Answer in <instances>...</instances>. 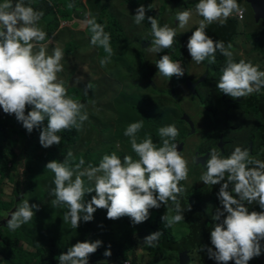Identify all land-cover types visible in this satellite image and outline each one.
I'll list each match as a JSON object with an SVG mask.
<instances>
[{
    "label": "clouds",
    "instance_id": "obj_1",
    "mask_svg": "<svg viewBox=\"0 0 264 264\" xmlns=\"http://www.w3.org/2000/svg\"><path fill=\"white\" fill-rule=\"evenodd\" d=\"M74 6L73 3L67 5L69 9ZM146 11L140 4L133 19L137 25L147 20L151 26L153 39L148 51L157 54L172 48L176 29L168 24L161 26L154 16L146 17ZM244 11L238 0H198L195 12L202 19L186 45L197 64L205 60L214 64L217 51L226 58L217 87L233 99L260 93L264 89V70L244 59L236 62L233 45L213 40L205 30L214 22L223 25L234 14L242 18ZM43 15L42 11L26 5L24 0H3L0 3V108L4 113L14 114L28 133L40 128L47 120V126L40 131L39 142L48 148L61 143L57 133L73 128L82 130L89 116L86 105L69 96L64 82L58 77L63 71V50L56 47L51 55L46 52L47 32L39 26ZM86 17L83 23L91 33V45L102 48L107 54L99 61L105 67L113 55L111 36L90 11ZM191 18V10L176 14L181 29ZM156 67L168 79L185 74L181 62L172 60L167 54L157 60ZM28 106L31 110L26 114ZM142 128L143 120L132 122L123 133L130 139L131 149L138 159L131 155L121 159L112 153L103 155L98 165L89 163L87 167H84L82 157L74 166L66 158L63 162L52 160L46 164V169L54 173L55 187L50 192L55 197L52 206H67L63 221H70L72 228L77 229L81 220L92 221L97 209H106L108 219L128 216L132 224H140L149 218L150 209H159L162 204L167 206L169 201L176 214L171 218L164 214L161 220L168 227L184 220L185 209L179 197L186 189L180 182L188 179L189 167L175 142L179 130L174 124L160 127L158 133L162 146L158 147L151 137L138 142L137 133ZM209 153L204 164L206 171L200 179L207 185H221L217 195L222 208H216L213 214L214 221H219L210 233L214 247L202 246L201 251L206 250L208 257L217 264H229V261L248 264L264 250L261 245L264 241V211H249L248 207L258 204L264 209V160L254 158L249 149L240 146H236L227 157L215 149ZM68 156L71 157L72 153L69 152ZM84 178L90 186L85 185ZM92 192L95 195L86 202L85 194ZM39 207L27 199L21 200L10 213L7 227L15 231L27 224L35 216L34 209L39 210ZM162 234L160 230L152 232L144 237V243L156 247ZM102 243L99 239L77 242L58 256L59 264H88L90 254L95 253ZM111 254L109 246L104 256L110 257Z\"/></svg>",
    "mask_w": 264,
    "mask_h": 264
},
{
    "label": "rangeland",
    "instance_id": "obj_2",
    "mask_svg": "<svg viewBox=\"0 0 264 264\" xmlns=\"http://www.w3.org/2000/svg\"><path fill=\"white\" fill-rule=\"evenodd\" d=\"M134 1V0H132ZM131 1V2H132ZM146 1H148L146 3ZM177 1V0H175ZM102 4H106L107 11L114 14V17L120 20L124 27L126 38L115 49L114 58L111 62L102 67L99 61V48L94 47L90 43L87 27L84 21L87 18L86 13H92L89 7L83 12V18L79 23L71 22L65 26L75 27L72 35L70 32L65 34V40L73 38L74 45L67 46L61 39L49 38L45 42L46 52L51 55L53 49L59 47L64 52V58L61 63L63 71L58 74L60 80L68 88H76L80 90L81 98L78 100L86 105L88 112V120L84 122L81 130V138L71 146L70 152L73 157L75 155L91 152L92 155L87 156L84 161L87 167L89 163L98 165L101 158L105 154L116 153L121 159L125 155H131L133 159H138L131 149L130 139L123 133L125 128L132 122L143 120V128L137 133L138 142L145 137H151L153 143L158 147L162 146V139L159 136L158 129L163 126L174 124L179 135L176 138L178 150L187 159L189 174L188 179L181 181L184 188L192 189L200 188V190L190 196L193 204L198 206L205 215L213 219L215 206L211 200V186L204 184L200 179L206 171L204 164L210 156V150L215 149L222 153H232L236 146L247 148L251 154H258L259 148L263 142L260 138V129L263 125L252 112L245 110V105L240 104L241 98L229 100L233 102L230 111H226L221 100V92L217 87L219 78L214 75L208 60L197 64L192 60L188 51L186 58L188 63L181 61L185 74L183 77L176 76L168 79L162 74L154 75V83L152 86L146 83L143 78L144 62L143 59L159 60L163 54L151 53L148 51L151 34V27H146L144 22L140 25L134 23V8L127 5V11L123 9L122 0H100ZM109 2V3H106ZM140 4L145 6L151 5L153 16L158 20L161 17V8L165 5L164 0H139ZM190 4V0H179L175 3V11L171 12L169 3L168 11L170 12V27H176V31L184 30L177 24V19L173 15L177 8H181L183 4ZM195 3H198L196 1ZM139 4V5H140ZM98 4L99 12L100 7ZM246 11L245 25L250 32L247 39L264 40V21L260 18H253V8L250 2L242 3ZM81 10V9H80ZM93 15V13H92ZM44 22H40L43 29ZM216 25L220 23L214 22ZM122 27V28H123ZM262 29V30H261ZM59 33V32H58ZM175 42L172 48L168 49V54L175 53ZM254 43V42H253ZM264 44L263 42H260ZM263 57H258L264 62V47L260 49ZM141 53V55H140ZM237 55V54H236ZM142 56V57H141ZM143 58V59H142ZM158 69V68H157ZM202 77L196 92V86L190 88L187 82L189 79ZM194 82V81H193ZM131 84V87L129 86ZM155 89V91L152 90ZM166 89V92L156 91ZM135 90V91H134ZM169 93V94H168ZM263 94V93H261ZM245 111V112H244ZM175 118H178V123ZM181 119V120H180ZM191 124V125H190ZM192 126V127H191ZM26 129L18 122L14 114L4 113L0 108V240L4 235H8L10 230L7 227V220L10 219V213L15 210V200L17 192L22 190V180L32 179V174L27 171L25 162L27 158H34L32 165H36L38 170L34 169L37 174L33 177L35 188L31 191L27 200L30 204H38L39 210H35V216L30 222L16 229V236L21 233V242L23 247L34 251L36 246L28 240L32 238L39 241L60 238L64 246L68 249L77 243L83 236V226L86 222L82 221L77 229L71 227L70 221H63L65 212L68 211L66 205L59 207L52 206V200L55 198L50 195L54 173L46 169V164L56 158L63 161L65 157L61 154L59 148L50 146L43 147L38 140L33 143L30 148L28 146ZM54 152V156H51ZM31 156V157H30ZM85 179V185L90 186ZM185 191L180 197L185 196ZM50 195L51 198L45 197ZM95 192L86 193L85 201H90ZM188 196V195H187ZM47 198L42 202L43 198ZM42 202V203H41ZM249 209L251 208L248 205ZM149 218L140 223L132 224L131 218L128 216L119 219H108L106 209H97L93 216L98 217V232L91 236V240H101V254L104 256L105 250L110 246L111 256L114 251L119 249L121 243H124L126 237H131V247L127 250L128 258L122 260L123 264H128L135 260L145 264H180L179 254L165 248L153 250L144 243V237L147 236L144 226L150 221L152 216L168 215L169 218L174 216L172 210L168 206L161 205L159 209H150ZM157 216V217H158ZM37 219V220H36ZM42 220V226L46 227L44 234H38V228L32 227V222ZM57 221L59 224L57 225ZM25 228H34V232L30 235ZM40 225H38L39 227ZM102 228V231H101ZM172 233L176 238H180L188 233L187 225L180 221L171 226ZM10 233V234H14ZM264 242V241H261ZM187 264H217L208 255H205L198 248H193L185 254ZM108 257H100L99 264H107ZM50 264H59L58 257L50 260ZM0 264H7L5 256L0 254ZM43 264H48L44 262ZM261 264H264V258Z\"/></svg>",
    "mask_w": 264,
    "mask_h": 264
},
{
    "label": "trees",
    "instance_id": "obj_3",
    "mask_svg": "<svg viewBox=\"0 0 264 264\" xmlns=\"http://www.w3.org/2000/svg\"><path fill=\"white\" fill-rule=\"evenodd\" d=\"M125 3L131 5V7L137 8L140 4L139 0H123ZM132 1V2H131ZM167 1H174V0H167ZM198 0H190L191 3H195ZM3 0H0V3H2ZM69 3H73L75 6L71 9L67 7ZM191 3L189 5H191ZM98 4L103 5L100 7L99 12L96 11L98 9ZM186 4V3H185ZM184 4V5H185ZM188 4V2H187ZM40 9H36L38 11H42L44 13L43 17L39 21L40 22L46 21L44 23L45 26H43V30L47 32V38H58L61 39L64 43L65 40V34L70 32H74L75 27L72 26H65L66 24L62 25V21L68 23V25L71 24V22H81L83 18V12L86 10V7H89L90 10L93 13V16L96 18L98 23H101L105 25V31L108 32L111 36V47L113 49V55L111 59L114 58V53L116 47L125 40V30L122 28L123 26L117 19V17H114L113 13H110L107 11L106 4H102L100 0H42V3L38 4ZM45 11H44V10ZM81 9V10H80ZM147 9V8H146ZM151 8L147 9L146 11V17L152 16ZM168 8H164L162 13V18L160 21V25L163 26L166 24V20L170 21L169 17H164L163 14H168L169 11ZM144 24L146 27H151L147 20L144 21ZM219 25H214V28H207L205 31L208 35V32H210L214 37H212L213 40H220L224 43H227L230 38L232 37L234 33V26L230 22V20H227L223 25H220L221 27H218ZM231 26V30L227 31V27ZM196 29V28H195ZM191 30L189 32H186L184 35L180 37V39L177 40L176 43V49L175 53L171 54V59H186L185 53L187 50V41L188 38L191 36L192 32L195 30ZM67 30V31H66ZM73 32H72V31ZM59 32V33H58ZM87 33L89 34V39L91 36L90 31L87 28ZM74 37L69 38L66 42L67 46H73L75 43L73 41ZM253 47L260 51L264 47L263 43H253ZM100 56L101 58H104L107 54L103 51L102 48H99ZM168 54V49L163 50L159 54ZM141 55V53H140ZM262 56V55H261ZM142 57V56H141ZM158 58V57H157ZM156 58V59H157ZM143 59V58H142ZM156 59H143L144 62V69H143V78L146 80V83L150 86L154 83V75L156 74L157 67H156ZM236 62H238L239 58H234ZM226 58L217 51L216 53V59L214 64H207L206 66L211 67L213 70V74L216 75L218 78H220L222 74V69L225 66ZM191 81L190 83L192 85H195L197 82L196 80L189 79ZM65 86V85H64ZM131 87V84L129 85ZM66 87V86H65ZM68 95L71 96L74 100H79L81 98L80 90L76 88H68ZM153 91L155 89L152 88ZM135 91V90H134ZM156 91H162L166 92V89L156 90ZM263 93V94H261ZM169 94V93H168ZM221 100L225 106V109L231 108L233 106V102L229 100V96L221 93ZM240 104L245 105L246 113L247 111L252 112L259 120L262 121L263 125L260 129V138L263 142L262 146L259 148L260 152L258 154H251L254 158L264 160V89L261 90L260 93H253L252 95L246 96L240 100ZM31 110V106H28L26 108V114L27 111ZM178 123V118H175ZM181 120V119H180ZM47 126V120L43 122L40 128H34L31 133H27V140H28V146H30L35 143L38 140L40 131L43 127ZM61 137V143L59 145H52L55 148H59L61 150V154L68 160V162L74 166L75 163L79 162V159L82 157L85 159L87 156L92 155L91 152H85L83 154L75 155L76 157H69L68 153L71 150V146L75 145L79 139L81 138V130L77 131L75 128L71 130H65L62 132L57 133ZM31 150V148H30ZM231 153H222L221 155L224 157L229 156ZM51 156H54V152H51ZM31 157V156H30ZM54 160L58 161L56 158ZM32 161H34V158H27L25 162V167L27 168V171L30 172V175L32 174V179L29 181L28 178L22 180V190L20 192H17L18 195L16 197V200L14 202L15 207H17L18 203L23 200L27 199V196L31 193V191L35 188V181L33 177H35L37 174L34 173V169L38 170L39 167L36 165H32ZM60 162V161H58ZM63 162V161H61ZM86 164V162H85ZM84 164V165H85ZM181 183V182H180ZM223 183V182H221ZM220 184L212 185L211 186V200L212 203L216 208H222V205L220 204V201L218 199V192L220 188ZM55 185L53 184L52 188H54ZM202 186L192 189L189 191V189L185 188L187 193H185V196L179 197L180 204L183 209H185L183 215H184V222L187 225L188 233L180 238H176L172 233V228L168 227L166 222L161 220V216L155 215L150 218V221L144 226V229H146L147 234H151L152 232L160 230L163 234L161 235L158 246L152 247L154 251L160 250L162 248H165L167 250H170L172 252H176L178 254H186L194 246H197V248L201 251L202 246L207 247H214L211 245V239H210V233L212 228L214 227L215 223H218L219 221L210 220L205 213L195 204H193L190 200V196L200 190ZM231 189V185L229 186ZM188 195V196H187ZM45 197L51 198L50 195H46ZM43 198L42 202H44L45 199ZM41 202V203H42ZM31 203V202H29ZM2 202H0V208H1ZM170 210L173 211L174 215V205L171 201H169L168 205ZM251 208L249 211H262L264 209H260L258 204H252L250 205ZM226 215V214H225ZM158 216V217H157ZM93 220L90 222H86L83 226V236L78 242H82L85 240L92 241L91 236L98 232V217L93 216ZM223 219V217L221 218ZM37 220V219H36ZM59 224V221H57V225ZM32 227L38 228V234L43 235L44 230L46 227L42 226V220L38 219V222H32ZM38 225H40L38 227ZM22 229H25L28 231V233L31 235L34 232V228H25V226L22 227ZM102 231V228H101ZM15 231H10L8 235H4L0 240V254L5 256L7 264H43L44 262L50 264V260H52L55 257H58L62 252H66L67 248L64 246L63 241L58 238H54L49 240L40 239L39 241H35L33 238L32 240L29 238L28 240L30 243H34L36 246V249L34 251H31L25 247H23V244L21 242L20 237L22 236L21 233L17 237L14 233ZM14 233V234H10ZM262 249H264V242H261ZM131 247V237H126L124 239V243H121L119 246V249L114 251V254L110 257H108L107 264H123L121 262L122 260H125L128 258L127 250ZM101 247L97 249V251L93 254H90L88 264H99L98 259L100 257H104L101 254ZM205 255H207L206 250L201 251ZM264 258V250H262L261 255L258 257H254L251 260L248 261V264H261L262 259ZM129 264H145L140 261H131ZM229 264H235V261H229Z\"/></svg>",
    "mask_w": 264,
    "mask_h": 264
},
{
    "label": "crops",
    "instance_id": "obj_4",
    "mask_svg": "<svg viewBox=\"0 0 264 264\" xmlns=\"http://www.w3.org/2000/svg\"><path fill=\"white\" fill-rule=\"evenodd\" d=\"M123 1V0H122ZM165 1V5L162 6L161 8V16H162V13H163V10L164 8H168V3H169V7H170V11L173 12L175 11V9H172L173 7H175V3H177L179 0L177 1H167V0H164ZM124 3H121L122 7L124 6H127L128 4L125 3V1H123ZM148 1H146L147 3ZM244 2H248L247 0H238V3L240 4V6L242 7V3ZM24 3L26 5H31L34 9H40V7L38 6V4L42 3V0H24ZM106 3H109V2H106ZM127 4V5H126ZM195 5L196 3H191V5L189 4H183V6L181 8H177L176 12L173 13V15L176 17V14L182 10H191L192 11V18L191 20L189 21V24L184 28V30L182 31H176L177 34H178V39H180V37L182 35H184L186 32H189L193 29H195L196 27L199 26V22L200 20L202 19V17H200L199 15L196 14L195 12ZM149 6V5H148ZM146 6L145 4V8L149 9V7ZM131 7V6H128V8ZM151 7V5H150ZM172 7V8H171ZM127 7H124L123 9H125L127 11L128 9ZM134 8V11H132L133 13H135V10L136 8ZM244 9V7H242ZM152 9V7H151ZM44 10V9H43ZM45 11V10H44ZM154 11V10H151V12ZM254 12V11H253ZM245 15H246V11H244V14H243V17L241 19H238L237 18V15H233L232 17H230L228 20H230V22L233 24L234 26V33L232 35V37L230 38V40L227 42V43H231L233 45V52H234V58H239V59H244L245 61H250L251 63H253L254 65H258L260 70H264V62L263 60H261L258 55H260V57H263L261 56V51H258L256 50L254 47H253V42L254 43H260V42H263L264 40H254V39H251V40H248L247 37L249 35V31L248 29L246 28V25H245ZM152 16H153V12H152ZM164 17H170V12L168 14H163ZM255 17V20L256 21H259L257 20L256 16H255V12L253 14V18ZM119 20V19H118ZM161 21V18L159 20V23ZM120 22V20H119ZM166 24H168L170 21H167L166 20ZM66 22L62 21V25H64ZM216 23H219V22H216ZM67 24V23H66ZM177 24H179L178 20H177ZM214 25H216L215 23H212L210 25H208L207 28H214ZM219 26L218 27H221L220 25L221 24H218ZM124 28V27H123ZM172 28H176V27H172ZM264 28V27H262ZM227 31H230L231 30V26H228L227 28ZM262 30V29H261ZM208 36H210L211 38L214 37L210 32H208ZM149 39L152 37V35L148 36ZM50 39H46L45 42L49 41ZM44 42V43H45ZM177 43V41H176ZM227 43H225V45H227ZM175 47H176V44H175ZM187 52V51H186ZM237 54V55H236ZM185 56H186V53H185ZM187 59V58H186ZM174 61H182L184 62L185 64L188 63V60H185V59H173ZM209 67V66H207ZM157 73H160L157 69L156 71ZM161 74V73H160ZM195 80V79H193ZM203 81V78L202 77H197L196 78V84L194 86H198L199 82L200 81ZM193 82V81H191ZM200 85H203V83H201ZM200 85L196 88V92L198 91V88L200 87ZM252 95V94H251ZM232 108V107H231ZM227 109L226 111H230V109Z\"/></svg>",
    "mask_w": 264,
    "mask_h": 264
},
{
    "label": "water",
    "instance_id": "obj_5",
    "mask_svg": "<svg viewBox=\"0 0 264 264\" xmlns=\"http://www.w3.org/2000/svg\"><path fill=\"white\" fill-rule=\"evenodd\" d=\"M247 1L251 3L256 18L257 19L260 18L262 21H264V0H247ZM187 83L188 86H190V88L193 87L190 82ZM179 261L180 264H187V257L185 256V254H179Z\"/></svg>",
    "mask_w": 264,
    "mask_h": 264
},
{
    "label": "built area",
    "instance_id": "obj_6",
    "mask_svg": "<svg viewBox=\"0 0 264 264\" xmlns=\"http://www.w3.org/2000/svg\"><path fill=\"white\" fill-rule=\"evenodd\" d=\"M243 14H244V13H243ZM237 18H238V19H241V17H239V16H237ZM262 211H264V210H262ZM126 264H128V262H127Z\"/></svg>",
    "mask_w": 264,
    "mask_h": 264
},
{
    "label": "flooded vegetation",
    "instance_id": "obj_7",
    "mask_svg": "<svg viewBox=\"0 0 264 264\" xmlns=\"http://www.w3.org/2000/svg\"><path fill=\"white\" fill-rule=\"evenodd\" d=\"M193 248H197V246H194ZM193 248H192V249H193Z\"/></svg>",
    "mask_w": 264,
    "mask_h": 264
}]
</instances>
